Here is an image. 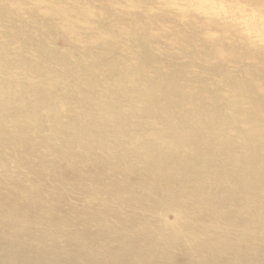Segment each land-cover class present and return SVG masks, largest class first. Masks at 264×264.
Segmentation results:
<instances>
[{
  "label": "bare ground",
  "instance_id": "obj_1",
  "mask_svg": "<svg viewBox=\"0 0 264 264\" xmlns=\"http://www.w3.org/2000/svg\"><path fill=\"white\" fill-rule=\"evenodd\" d=\"M0 264H264V0H0Z\"/></svg>",
  "mask_w": 264,
  "mask_h": 264
}]
</instances>
